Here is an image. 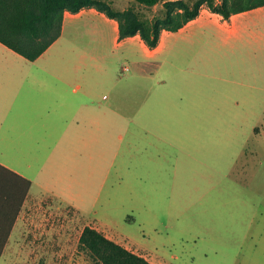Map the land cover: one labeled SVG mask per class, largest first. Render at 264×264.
<instances>
[{"label":"rangeland","instance_id":"1","mask_svg":"<svg viewBox=\"0 0 264 264\" xmlns=\"http://www.w3.org/2000/svg\"><path fill=\"white\" fill-rule=\"evenodd\" d=\"M103 1L148 24L165 11L161 3ZM242 27L252 34L199 27L209 41L200 40L194 54L168 57L143 79L139 51L114 41L96 58L90 51L97 44L87 37L54 46L70 48L69 64L81 65L88 83L98 82L105 113L117 99L119 119L103 123L102 145L93 147L98 155L90 152L85 168L31 188L0 264H97L79 248L86 226L154 264H264V91L232 82L264 71V15ZM79 46L87 49L83 58L75 54ZM255 51L263 58L248 57ZM157 115L168 117H147ZM207 130L216 137L208 139Z\"/></svg>","mask_w":264,"mask_h":264},{"label":"crops","instance_id":"2","mask_svg":"<svg viewBox=\"0 0 264 264\" xmlns=\"http://www.w3.org/2000/svg\"><path fill=\"white\" fill-rule=\"evenodd\" d=\"M263 15L264 6H261L224 19L202 6L199 15L176 32L161 31L157 47L150 49L139 35L119 40L117 21L87 7L76 13H64L60 37L34 61L26 60L0 42V164L30 181L24 204L33 198L30 194L33 186L43 187L52 180L68 179L72 171L85 168L88 154L94 150L96 157L98 155L97 147L100 149L103 142V123L119 119L117 109H113L118 105L117 99L106 105L108 112L105 113L103 100L107 98L96 99L98 82L88 83L85 69L81 65H70L64 57L70 48L63 52L53 51L63 38L74 43L87 37V41L96 43L99 46L90 51L93 58L100 57L108 40L114 41L115 46H126L130 53L139 51L140 58L135 64L137 77L143 79L159 73L168 57L178 59L185 53L194 54L193 48L200 45V40L207 37L209 41L210 35L199 33V27L208 23L229 35L240 33L248 37L252 32L242 27L244 23ZM79 47L75 54L83 58L82 51L87 49ZM58 52L60 56L56 57ZM207 53L212 54L209 49ZM248 57L259 60L263 58V52L255 51ZM122 70L127 72L129 68ZM239 77L232 82L264 91L261 68ZM137 117L127 119L134 122ZM189 117L197 120L202 116L192 114ZM204 134L208 139L216 137L214 131L207 130ZM7 246L8 242L5 249Z\"/></svg>","mask_w":264,"mask_h":264},{"label":"trees","instance_id":"3","mask_svg":"<svg viewBox=\"0 0 264 264\" xmlns=\"http://www.w3.org/2000/svg\"><path fill=\"white\" fill-rule=\"evenodd\" d=\"M133 1L149 8L161 3L164 15L148 24L132 10L115 11L103 0H0V42L26 60L34 61L60 37L66 11L76 13L92 7L117 21L119 40L139 35L153 49L159 43L161 31L176 32L199 15L203 4L224 19L264 6V0H220L218 4L215 0H195L191 5L182 0ZM235 2L243 6L235 7ZM30 186V181L0 164V256ZM78 244L97 264H153L93 227L82 230Z\"/></svg>","mask_w":264,"mask_h":264},{"label":"built area","instance_id":"4","mask_svg":"<svg viewBox=\"0 0 264 264\" xmlns=\"http://www.w3.org/2000/svg\"><path fill=\"white\" fill-rule=\"evenodd\" d=\"M124 70H126V67H124Z\"/></svg>","mask_w":264,"mask_h":264}]
</instances>
